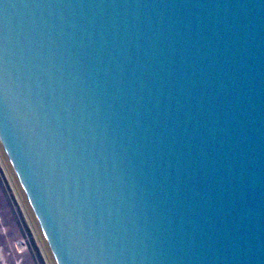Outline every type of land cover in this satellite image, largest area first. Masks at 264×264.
Returning <instances> with one entry per match:
<instances>
[{
	"label": "water",
	"instance_id": "1",
	"mask_svg": "<svg viewBox=\"0 0 264 264\" xmlns=\"http://www.w3.org/2000/svg\"><path fill=\"white\" fill-rule=\"evenodd\" d=\"M0 155L50 264H264V0H0Z\"/></svg>",
	"mask_w": 264,
	"mask_h": 264
},
{
	"label": "rangeland",
	"instance_id": "2",
	"mask_svg": "<svg viewBox=\"0 0 264 264\" xmlns=\"http://www.w3.org/2000/svg\"><path fill=\"white\" fill-rule=\"evenodd\" d=\"M0 264H50L1 155Z\"/></svg>",
	"mask_w": 264,
	"mask_h": 264
}]
</instances>
